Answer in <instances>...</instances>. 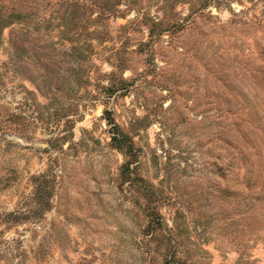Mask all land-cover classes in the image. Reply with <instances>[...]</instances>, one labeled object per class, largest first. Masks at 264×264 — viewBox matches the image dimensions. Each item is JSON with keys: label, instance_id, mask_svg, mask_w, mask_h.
Returning a JSON list of instances; mask_svg holds the SVG:
<instances>
[{"label": "rangeland", "instance_id": "obj_1", "mask_svg": "<svg viewBox=\"0 0 264 264\" xmlns=\"http://www.w3.org/2000/svg\"><path fill=\"white\" fill-rule=\"evenodd\" d=\"M0 264H264V0H0Z\"/></svg>", "mask_w": 264, "mask_h": 264}]
</instances>
